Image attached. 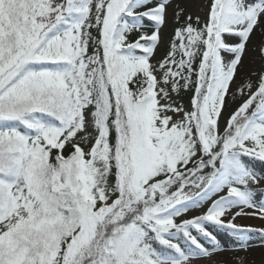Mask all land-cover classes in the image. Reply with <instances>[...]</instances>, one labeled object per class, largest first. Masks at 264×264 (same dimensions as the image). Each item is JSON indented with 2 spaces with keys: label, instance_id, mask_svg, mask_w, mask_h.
I'll use <instances>...</instances> for the list:
<instances>
[{
  "label": "snow or ice",
  "instance_id": "snow-or-ice-1",
  "mask_svg": "<svg viewBox=\"0 0 264 264\" xmlns=\"http://www.w3.org/2000/svg\"><path fill=\"white\" fill-rule=\"evenodd\" d=\"M256 162L264 0L203 17L185 0H0V264H199L220 230L246 250L264 240L235 223L264 221Z\"/></svg>",
  "mask_w": 264,
  "mask_h": 264
},
{
  "label": "rangeland",
  "instance_id": "rangeland-1",
  "mask_svg": "<svg viewBox=\"0 0 264 264\" xmlns=\"http://www.w3.org/2000/svg\"><path fill=\"white\" fill-rule=\"evenodd\" d=\"M207 3V0H185V8L189 13L199 14L201 17L204 16V5ZM173 20L171 18L170 10V19L169 26L165 29V36L169 34L171 30ZM259 39V33L253 37V41ZM163 52V47L159 50L157 55L159 56ZM260 67V62L257 60L253 62L251 51L248 56L245 57L244 65L240 69L241 74H246L250 71H256ZM238 99V98H237ZM190 102V95L187 93L182 94V103L188 105ZM235 105L230 104L228 110H231ZM228 114V111L225 112V115ZM255 168L257 171L264 170V165H261L259 162L255 163ZM257 202H264V192L257 191L255 195ZM201 209H191L188 213L185 214L187 218H191L194 215H199ZM235 223H237L235 221ZM244 227L252 228H264V226H253L249 222L237 223ZM217 239L220 241L221 247L224 251L213 254L211 258H201L199 264H240V259L242 258L245 264H264V240L261 239L259 233H251L247 244L249 245L246 250H240L236 248L238 241L229 236L227 231L220 230L217 233Z\"/></svg>",
  "mask_w": 264,
  "mask_h": 264
},
{
  "label": "bare ground",
  "instance_id": "bare-ground-1",
  "mask_svg": "<svg viewBox=\"0 0 264 264\" xmlns=\"http://www.w3.org/2000/svg\"><path fill=\"white\" fill-rule=\"evenodd\" d=\"M244 222H249V224L251 223L253 226H264V221H262L259 217L257 216H241V217H237L236 222L237 223H242Z\"/></svg>",
  "mask_w": 264,
  "mask_h": 264
},
{
  "label": "trees",
  "instance_id": "trees-1",
  "mask_svg": "<svg viewBox=\"0 0 264 264\" xmlns=\"http://www.w3.org/2000/svg\"><path fill=\"white\" fill-rule=\"evenodd\" d=\"M188 95H190V93H187Z\"/></svg>",
  "mask_w": 264,
  "mask_h": 264
}]
</instances>
